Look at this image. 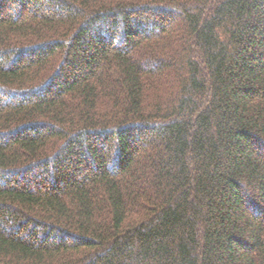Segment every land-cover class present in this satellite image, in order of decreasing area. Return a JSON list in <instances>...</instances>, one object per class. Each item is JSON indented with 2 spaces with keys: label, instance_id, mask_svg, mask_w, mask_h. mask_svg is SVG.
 I'll return each instance as SVG.
<instances>
[{
  "label": "trees",
  "instance_id": "1",
  "mask_svg": "<svg viewBox=\"0 0 264 264\" xmlns=\"http://www.w3.org/2000/svg\"><path fill=\"white\" fill-rule=\"evenodd\" d=\"M0 264H264V0H0Z\"/></svg>",
  "mask_w": 264,
  "mask_h": 264
}]
</instances>
